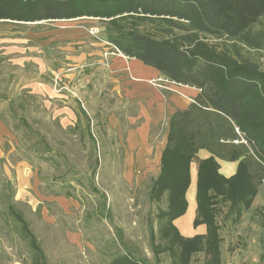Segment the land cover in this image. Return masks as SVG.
<instances>
[{
  "label": "rangeland",
  "instance_id": "374dc122",
  "mask_svg": "<svg viewBox=\"0 0 264 264\" xmlns=\"http://www.w3.org/2000/svg\"><path fill=\"white\" fill-rule=\"evenodd\" d=\"M24 24L0 22V35L7 34L0 38V60L19 59L24 55L20 48L27 46L37 58L53 60L62 69L58 78L44 80L50 94L28 88L32 96L26 95L19 81L23 73L14 65L4 69L0 80V120L7 126L0 139V264H31L32 250L6 211L9 196L49 264H110L125 254L144 264H175L169 251L158 257L155 253L156 245L167 244L162 236L166 219L159 214L168 208V192L159 199L151 196L160 172L140 170L127 160L131 154L125 133L140 123L130 120L138 106L124 95L123 80L107 61L86 54L114 47L105 25L96 18ZM260 62L264 69L262 55ZM71 63L75 67L67 65ZM78 106L86 116L75 128L78 116L72 110ZM87 119L94 140L84 127ZM199 156L190 163L188 204L191 186H198L194 163L199 169L206 159ZM221 162L216 171L223 176L244 172L238 163L234 171V162ZM241 183L237 177L231 185ZM256 186L250 207L241 214L233 206L230 211V202L221 196L214 197V219L222 238L220 264H264V181ZM193 221L190 208L174 223L182 235L192 236L200 233ZM175 248L180 249L178 244ZM190 264L218 262L210 253L198 252Z\"/></svg>",
  "mask_w": 264,
  "mask_h": 264
},
{
  "label": "trees",
  "instance_id": "16d2710c",
  "mask_svg": "<svg viewBox=\"0 0 264 264\" xmlns=\"http://www.w3.org/2000/svg\"><path fill=\"white\" fill-rule=\"evenodd\" d=\"M83 18L100 20L109 42L123 55L156 68L173 83L200 90L170 118L160 174L151 187L152 197L159 199L167 191L169 198L168 208L159 214L166 219L162 236L167 244L156 245L155 253L169 251L175 264H190L194 253H210L220 264L214 197L221 196L230 202V211L233 206L241 214L251 205V190L255 193L264 181V0H0V21ZM24 93L32 96L29 90ZM85 128L94 140L89 119ZM202 150L209 157L198 169L194 226L205 224L206 233L186 237L174 221L187 211L190 163ZM218 160L236 162L244 172L223 176L216 171ZM237 177L243 183L232 186ZM9 197L6 211L32 250L31 264H49ZM110 264L144 263L125 254Z\"/></svg>",
  "mask_w": 264,
  "mask_h": 264
},
{
  "label": "crops",
  "instance_id": "0c3cea01",
  "mask_svg": "<svg viewBox=\"0 0 264 264\" xmlns=\"http://www.w3.org/2000/svg\"><path fill=\"white\" fill-rule=\"evenodd\" d=\"M42 22L43 21L36 22V24H25L37 25ZM6 35L7 34H2L0 35V38L5 39ZM20 38L22 41H28V37L27 40L24 39V37ZM30 48L31 47L27 46L20 48L21 51H24V55L16 57L19 59L13 61L11 59L0 60V80H3L2 75L4 74V69L9 65H14L23 73L22 78H19V81L23 83L21 86L24 88L23 91L31 88L40 94H44L45 92L50 94L49 92H51V89L49 84L45 82L48 79L46 76L52 78V80L54 77L58 78L62 67L59 64H55L53 60L42 57L37 58L31 53L33 49L30 50ZM86 54L98 55V60L101 62L106 60L107 64L112 67L111 70L113 74L123 80L124 95L128 98L131 104H137L138 106V114L131 116L130 120H139L140 123L137 127L127 129L125 133L127 152L128 154H131V158H127V160H129L128 162H136L137 167L140 170L147 169L148 172H160L162 155L166 148L167 137L170 130L171 115L178 109L186 108L199 94L200 90L188 85L173 83L167 80L166 77L156 68L144 64L139 59L127 57L115 50L114 47H105L104 49L90 51ZM67 65L75 67L74 63ZM71 69L72 68H68L67 70L70 71ZM72 74L73 73L69 72V75ZM32 82H36V84H29ZM82 110L83 109L80 108V106H78L75 111L72 110L75 117L78 116V120H81L82 115L84 116ZM4 123V121L0 120V139L1 135L7 131V126ZM157 136H159V138ZM0 152H2L1 141ZM199 153L201 154L199 157L202 159L209 157L208 152ZM194 166V172L197 173V164L194 163ZM236 168L237 163L234 162L232 169L235 171ZM191 188L193 191L189 190L188 195L191 197L192 201L189 202L187 211H189L190 208H193L195 219L197 216V190L194 185L191 186ZM197 231L200 232L197 234L206 233V225L202 224L198 226Z\"/></svg>",
  "mask_w": 264,
  "mask_h": 264
},
{
  "label": "built area",
  "instance_id": "2783aa9c",
  "mask_svg": "<svg viewBox=\"0 0 264 264\" xmlns=\"http://www.w3.org/2000/svg\"><path fill=\"white\" fill-rule=\"evenodd\" d=\"M118 52H120V51H118ZM121 53V52H120Z\"/></svg>",
  "mask_w": 264,
  "mask_h": 264
}]
</instances>
